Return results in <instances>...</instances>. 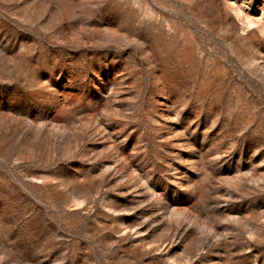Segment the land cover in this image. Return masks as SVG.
<instances>
[{"label":"rangeland","instance_id":"1","mask_svg":"<svg viewBox=\"0 0 264 264\" xmlns=\"http://www.w3.org/2000/svg\"><path fill=\"white\" fill-rule=\"evenodd\" d=\"M0 264H264V0H0Z\"/></svg>","mask_w":264,"mask_h":264}]
</instances>
